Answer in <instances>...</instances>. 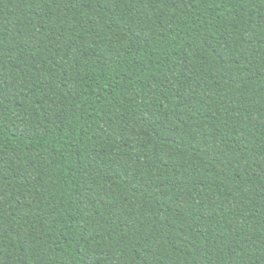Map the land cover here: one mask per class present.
Masks as SVG:
<instances>
[{"label":"trees","instance_id":"16d2710c","mask_svg":"<svg viewBox=\"0 0 264 264\" xmlns=\"http://www.w3.org/2000/svg\"><path fill=\"white\" fill-rule=\"evenodd\" d=\"M0 264H264V0H0Z\"/></svg>","mask_w":264,"mask_h":264}]
</instances>
